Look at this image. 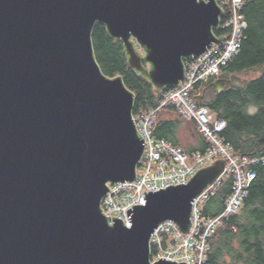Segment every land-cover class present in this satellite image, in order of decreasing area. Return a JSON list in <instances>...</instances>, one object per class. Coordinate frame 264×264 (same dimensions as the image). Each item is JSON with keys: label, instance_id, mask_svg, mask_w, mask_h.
Instances as JSON below:
<instances>
[{"label": "water", "instance_id": "obj_1", "mask_svg": "<svg viewBox=\"0 0 264 264\" xmlns=\"http://www.w3.org/2000/svg\"><path fill=\"white\" fill-rule=\"evenodd\" d=\"M222 17L216 0H0V264H177L150 262L151 235L167 221L186 235L192 202L225 161L144 193L126 210L129 228L104 216L108 184L133 183L145 147L134 95L102 73L92 33L105 27L164 92L224 42ZM230 85L216 79L194 99Z\"/></svg>", "mask_w": 264, "mask_h": 264}, {"label": "built area", "instance_id": "obj_2", "mask_svg": "<svg viewBox=\"0 0 264 264\" xmlns=\"http://www.w3.org/2000/svg\"><path fill=\"white\" fill-rule=\"evenodd\" d=\"M243 3L244 0L219 1L223 13L228 16L221 26L228 30L225 41L214 44L200 57L187 61L184 82L176 89L163 92L155 107L133 116L138 136L145 147L136 179L133 183L108 184V193L102 200L103 215L120 219L129 228L131 222L127 220L126 210L135 205H145L144 193L186 185L199 170L210 167L218 160L225 161L221 175L192 202L190 231L184 235L175 224L167 221L151 235V263L204 264L211 237L222 227L224 220L237 215L243 207L255 177L252 166L264 162V158L249 159L235 155L221 136L226 122L208 108L197 106L193 97L200 95L194 92L199 86L218 77L222 68L238 54L242 33L247 27L240 13ZM165 110H174L186 122L194 124L197 133L208 145L204 152L188 153L180 146L153 136L158 114ZM227 181L231 183V191L223 210L216 217H205L202 206ZM109 222L112 224L114 221Z\"/></svg>", "mask_w": 264, "mask_h": 264}, {"label": "trees", "instance_id": "obj_3", "mask_svg": "<svg viewBox=\"0 0 264 264\" xmlns=\"http://www.w3.org/2000/svg\"><path fill=\"white\" fill-rule=\"evenodd\" d=\"M240 13L247 27L242 33L238 54L222 68L220 76L231 80V85L222 93H217L214 88L208 90L205 97L196 103L226 122L221 136L235 155L259 159L264 158V0H244ZM227 17L224 14L221 24ZM214 33L219 37L227 36L228 30L219 28ZM92 44L102 73L108 78L121 77L125 87L134 95V115L157 105L162 92L156 91L146 78L129 68L122 42L112 40L105 27L96 25ZM249 71L257 76L237 81L238 76ZM211 81L194 92L201 94ZM163 113H171L176 118L163 119ZM183 122L186 121L174 110L160 112L153 136L182 147L180 137ZM194 130L196 144L184 149L188 153L204 152L208 145ZM252 170L255 177L243 207L237 215L224 220L222 227L211 237L204 264H264V162L253 165ZM230 191V181L221 184L206 202L204 216L216 217L223 210Z\"/></svg>", "mask_w": 264, "mask_h": 264}, {"label": "rangeland", "instance_id": "obj_4", "mask_svg": "<svg viewBox=\"0 0 264 264\" xmlns=\"http://www.w3.org/2000/svg\"><path fill=\"white\" fill-rule=\"evenodd\" d=\"M257 74L253 71H249L246 73L241 74L240 76H238V80L239 82L247 80V79H252L253 77H256ZM163 119L166 120H170V119H175V115L171 114V113H163L162 117ZM181 137H180V143L181 146L183 148H188L191 145H195L196 144V132L194 129L195 126H193V124H190L189 122H183L181 123ZM203 212L205 209V205L202 206Z\"/></svg>", "mask_w": 264, "mask_h": 264}, {"label": "flooded vegetation", "instance_id": "obj_5", "mask_svg": "<svg viewBox=\"0 0 264 264\" xmlns=\"http://www.w3.org/2000/svg\"><path fill=\"white\" fill-rule=\"evenodd\" d=\"M218 79H223V78L219 77Z\"/></svg>", "mask_w": 264, "mask_h": 264}, {"label": "bare ground", "instance_id": "obj_6", "mask_svg": "<svg viewBox=\"0 0 264 264\" xmlns=\"http://www.w3.org/2000/svg\"><path fill=\"white\" fill-rule=\"evenodd\" d=\"M176 89V88H175ZM170 90V89H169Z\"/></svg>", "mask_w": 264, "mask_h": 264}]
</instances>
